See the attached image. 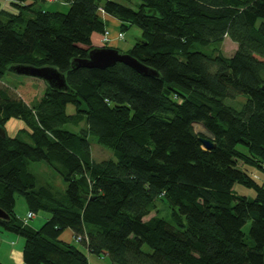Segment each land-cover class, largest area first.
Wrapping results in <instances>:
<instances>
[{"label":"trees","instance_id":"1","mask_svg":"<svg viewBox=\"0 0 264 264\" xmlns=\"http://www.w3.org/2000/svg\"><path fill=\"white\" fill-rule=\"evenodd\" d=\"M56 1L66 13L43 10L45 0H0V79L15 65L53 66L69 89L46 85L38 100L33 84H18L15 96L0 89V125L18 119L30 139L0 138V209L9 216L0 228L23 238L24 263L89 264L59 241L70 229L111 264H264V0ZM103 13L119 22L115 41L141 31L125 53L158 76L120 63L71 67L95 48L92 33L111 47ZM226 37L236 44L228 58ZM89 137L116 160H92ZM39 162L64 191L37 184L29 164ZM15 195L48 213L38 230L16 216ZM158 200L174 217L145 221Z\"/></svg>","mask_w":264,"mask_h":264},{"label":"rangeland","instance_id":"2","mask_svg":"<svg viewBox=\"0 0 264 264\" xmlns=\"http://www.w3.org/2000/svg\"><path fill=\"white\" fill-rule=\"evenodd\" d=\"M125 1H127L129 3V5H131V6L132 5L137 6L140 2L139 0H125ZM40 7L43 10L49 11V12L57 11L60 13H66L68 10V5L61 2V1H56V2H47L46 1V2L42 3L40 5ZM124 34H125V38L119 42L120 47H126L127 44H133L135 41V38L138 37L139 35H141V31L136 27H130V29L127 30ZM99 40L101 43L102 37H100ZM100 43L97 41L95 42V40H93V45L95 47H102L103 45ZM235 50H236V44L235 43H233L232 41H229L227 39L223 41V43L221 45V53L224 57L228 58V57L232 56ZM120 52L125 53V52H122L121 50H120ZM18 84H31V85L33 84L35 86V94H36L35 98L37 100L41 98V96L43 95L45 88H46V84L42 80L17 75V74H14L12 72L6 73L0 79V89L6 91L8 93V95H14L15 94V92H12L11 89L14 90V88ZM238 100H239V102L243 103L245 101V97H239ZM227 103L231 104V105H235L230 100H228ZM67 112L69 114H71L73 112V109L71 106L68 107ZM81 127H83V125ZM4 128H5L6 135H8V137H16V138H19L22 141L30 144L29 137L27 136V134L25 132L22 131L25 129L28 130L22 121H20L18 119H11L10 121H8L5 124ZM66 129H68L70 131H78L79 130L78 128H75L74 126H71V125L66 126ZM193 129H194V132L197 134L209 136V134L206 132V130L203 128V126L201 124L194 123ZM89 141H90V151H91V155H92V158L94 161L100 162L102 160H116V157L113 154L112 150L105 148V147H102L92 137H89ZM238 149L242 150L241 147H239ZM29 170L31 173H33L35 175L38 185L49 184V185H52L53 187H55L59 191L65 190L66 183L46 163H44V162L30 163L29 164ZM251 173L253 174V176L256 175L258 178H260L256 172L251 171ZM263 175H261V176L264 180ZM235 192L238 195H246V196H251V197L254 195V192L251 189H247V188L239 186V185H236ZM14 211H15L16 215H19V217H23L22 219L25 218V215L27 213V205L25 203L24 198L20 195H15ZM48 216H49L48 213L39 211L36 214V216L34 218H32L31 220H32V222L36 221V223H37L36 225H38V223L42 222V224L40 226H37V229H39L43 225V223L46 221ZM152 217H157V218H161V219L169 221L174 217V208L171 205H169L167 202L158 200V201H156L155 207L152 210V212L145 218V221L152 218ZM31 220L29 219L28 221H31ZM249 225H250V223H248L243 228V231L246 235H247L248 230H249ZM0 232L2 234H10V235L12 234L10 232L4 231L2 228H0ZM20 239L24 242L22 237H20ZM11 241L9 240L7 243L9 245H11ZM249 242L250 241H248V243ZM75 244H76V247L78 249L85 252V248L83 247L82 244H80V243H75ZM4 257H5V255H4ZM90 264H111V263H110L109 259H107L105 257L99 258L95 255H92L90 257Z\"/></svg>","mask_w":264,"mask_h":264},{"label":"water","instance_id":"3","mask_svg":"<svg viewBox=\"0 0 264 264\" xmlns=\"http://www.w3.org/2000/svg\"><path fill=\"white\" fill-rule=\"evenodd\" d=\"M118 63L128 66L144 76H158V73L154 70L144 66L129 54L120 53L115 48L95 47L88 52L87 58L74 59L71 63V67L73 69H106L111 68ZM9 70L17 75L40 79L55 91H69L64 75L53 66L36 67L20 64L12 66ZM5 137V129L0 125V138ZM200 141L206 150H211L215 147L208 138H201ZM8 218L9 216L0 209V219L7 220Z\"/></svg>","mask_w":264,"mask_h":264},{"label":"crops","instance_id":"4","mask_svg":"<svg viewBox=\"0 0 264 264\" xmlns=\"http://www.w3.org/2000/svg\"><path fill=\"white\" fill-rule=\"evenodd\" d=\"M46 1V0H45ZM47 2H54V1H47ZM8 6V5H7ZM6 8V7H5ZM102 19L104 20V22L106 23V28H108L110 30V32L112 33V43H111V47L108 48H116L118 51H122L125 52L128 49H130L133 44H127L126 47H120L119 42L120 41H115V33L117 30V27L119 26V22L114 19L113 17L106 15V14H102L101 15ZM100 34L97 33H92L91 35V42L93 45V40H95V42H99L100 43ZM229 40L227 37L225 38V40ZM99 40V41H98ZM230 41V40H229ZM101 44V43H100ZM94 46V45H93ZM95 47V46H94ZM40 80V79H39ZM44 82V81H43ZM45 83V82H44ZM46 84V83H45ZM47 85V84H46ZM11 89V88H10ZM11 91H13V89H11ZM15 92V91H14ZM10 121V120H9ZM92 158V155H91ZM93 160V158H92ZM103 161V160H102ZM96 162V161H95ZM34 175V174H33ZM35 176V175H34ZM36 178V177H35ZM37 182V181H36ZM43 185V184H41ZM27 205V204H26ZM28 212H32L28 209L27 206V213L25 215V218L28 214ZM34 213V212H33ZM16 214V213H15ZM35 214V213H34ZM21 221L23 220V217H19V215H16ZM36 216V214H35ZM24 218V219H25ZM47 219H49V216L47 217ZM46 219V220H47ZM34 221V220H33ZM30 222V223H29ZM36 221L32 222L28 221L27 225L35 230L37 229V226H40L42 224V222L38 223V225H36ZM5 231V230H4ZM7 232V231H6ZM77 236L75 237L72 230L70 229H66L65 231H63L60 236H59V241L60 242H65V243H71L72 245L76 246L75 243H80L81 240H77L76 239ZM11 241V245H9L7 242ZM23 245L24 242L20 239V237L18 235L15 234H2L0 232V263L2 264H25L24 260H23ZM85 248V247H84ZM78 249V248H77ZM80 250V249H78ZM81 251V250H80ZM83 252V251H82ZM86 255V258L88 260V263L90 264V257L92 256V254H90L88 252V250L85 248V252H83ZM5 255V257H4ZM99 258H102V256H99Z\"/></svg>","mask_w":264,"mask_h":264},{"label":"built area","instance_id":"5","mask_svg":"<svg viewBox=\"0 0 264 264\" xmlns=\"http://www.w3.org/2000/svg\"><path fill=\"white\" fill-rule=\"evenodd\" d=\"M46 1H54V0H46ZM120 36H121V35H120ZM107 40H108V37H107V36H104V37L102 38V42H105V41H107ZM34 217H35V214H34L33 212H29V213L27 214L26 218L22 220V223H23L24 225H26V224L28 223V220H29V219L31 220V219L34 218ZM76 239H77V240H80L79 237H77Z\"/></svg>","mask_w":264,"mask_h":264},{"label":"bare ground","instance_id":"6","mask_svg":"<svg viewBox=\"0 0 264 264\" xmlns=\"http://www.w3.org/2000/svg\"><path fill=\"white\" fill-rule=\"evenodd\" d=\"M103 38V37H102Z\"/></svg>","mask_w":264,"mask_h":264}]
</instances>
